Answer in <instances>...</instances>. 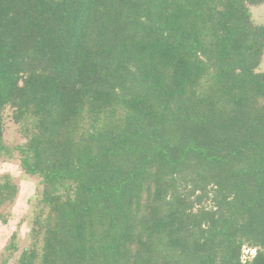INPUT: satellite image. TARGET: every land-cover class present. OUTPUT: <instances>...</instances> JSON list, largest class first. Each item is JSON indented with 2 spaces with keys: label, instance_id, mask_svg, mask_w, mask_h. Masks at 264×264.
Listing matches in <instances>:
<instances>
[{
  "label": "trees",
  "instance_id": "1",
  "mask_svg": "<svg viewBox=\"0 0 264 264\" xmlns=\"http://www.w3.org/2000/svg\"><path fill=\"white\" fill-rule=\"evenodd\" d=\"M262 4L0 0V156L10 107L41 185L16 264H264Z\"/></svg>",
  "mask_w": 264,
  "mask_h": 264
},
{
  "label": "rangeland",
  "instance_id": "2",
  "mask_svg": "<svg viewBox=\"0 0 264 264\" xmlns=\"http://www.w3.org/2000/svg\"><path fill=\"white\" fill-rule=\"evenodd\" d=\"M250 14L255 24H264V4L250 6ZM263 69L264 51L257 71ZM11 114L12 109L6 107L2 119V139L12 149L11 155L0 156V180L7 176L17 186L15 199L0 209L3 215L0 221V261L6 260L5 264H16L20 253L34 243L33 208L40 198L41 190L40 178L25 174L19 166L18 153L14 147L23 144L25 138ZM203 205L209 206L210 200L204 199ZM254 253L255 248L244 245L241 250L242 262L251 258Z\"/></svg>",
  "mask_w": 264,
  "mask_h": 264
}]
</instances>
